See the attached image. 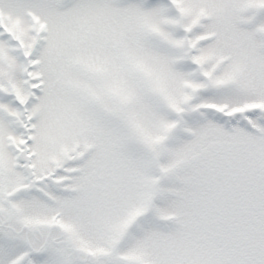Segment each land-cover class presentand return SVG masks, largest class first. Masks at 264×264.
<instances>
[{
	"label": "snow or ice",
	"instance_id": "1",
	"mask_svg": "<svg viewBox=\"0 0 264 264\" xmlns=\"http://www.w3.org/2000/svg\"><path fill=\"white\" fill-rule=\"evenodd\" d=\"M0 264H264V0H0Z\"/></svg>",
	"mask_w": 264,
	"mask_h": 264
}]
</instances>
